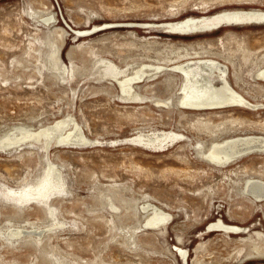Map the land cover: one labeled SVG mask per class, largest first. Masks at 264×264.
Instances as JSON below:
<instances>
[{
    "label": "rangeland",
    "instance_id": "obj_1",
    "mask_svg": "<svg viewBox=\"0 0 264 264\" xmlns=\"http://www.w3.org/2000/svg\"><path fill=\"white\" fill-rule=\"evenodd\" d=\"M234 10L264 0H0V142L66 119L85 137L0 143V264H264V202L247 189L264 187V150L208 159L264 139V24L164 27ZM223 82L250 106L183 105Z\"/></svg>",
    "mask_w": 264,
    "mask_h": 264
},
{
    "label": "bare ground",
    "instance_id": "obj_2",
    "mask_svg": "<svg viewBox=\"0 0 264 264\" xmlns=\"http://www.w3.org/2000/svg\"><path fill=\"white\" fill-rule=\"evenodd\" d=\"M223 21L235 22L237 24H264V11H225L219 14H215V16L210 19L189 18L181 22L166 24L164 27L168 29L171 33L188 36L196 34L201 30H204L201 32H206L217 29L218 25ZM144 72V70H140L136 72L135 75H133L132 77H127L120 81L118 80L122 92L124 94H129L132 89V85L136 82H140L141 80H143L145 75ZM257 78L258 80L264 82V70L258 73ZM183 105L186 108H191L194 110H214L229 107L250 106L249 103L245 100V98L227 82H223L218 88L198 86L197 89L190 90L189 93L185 94ZM9 137L10 136H8L7 138ZM6 140L8 142L1 141L0 143L4 147L9 148L11 146L20 145L23 143L25 144L29 141H31L32 143H45L51 145L56 140L61 144L83 145L85 137L83 136L82 132L77 128V126L72 123V120L66 119L59 120L51 126L41 128L34 132H25L18 138H9ZM254 150H264V139L249 137L242 139H231L225 141V143L222 144H215L208 155V159L214 161L217 164L225 165L229 162H232L234 159L244 155L246 152H251ZM258 184L248 183L247 189L257 202H264V187ZM166 221V216L156 214L152 219H150L149 223L150 227H158L159 224L165 223ZM219 225V230L221 229L232 234L240 232L238 228L226 227L223 224Z\"/></svg>",
    "mask_w": 264,
    "mask_h": 264
}]
</instances>
